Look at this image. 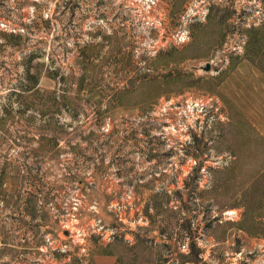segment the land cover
Returning <instances> with one entry per match:
<instances>
[{
  "label": "rangeland",
  "instance_id": "1",
  "mask_svg": "<svg viewBox=\"0 0 264 264\" xmlns=\"http://www.w3.org/2000/svg\"><path fill=\"white\" fill-rule=\"evenodd\" d=\"M261 36L264 0H0V264H264Z\"/></svg>",
  "mask_w": 264,
  "mask_h": 264
},
{
  "label": "trees",
  "instance_id": "2",
  "mask_svg": "<svg viewBox=\"0 0 264 264\" xmlns=\"http://www.w3.org/2000/svg\"><path fill=\"white\" fill-rule=\"evenodd\" d=\"M250 51L247 52V56L249 59H251L253 62H257V64L263 65L264 62V36H261V39L257 41L256 37H251L250 40ZM264 68V66H263ZM262 178H264V174L262 175ZM264 182V179H263ZM263 190H261L260 186L258 184L253 185V187H250L249 190L246 192V203L245 207L247 212L245 211L244 218L241 221L240 225L243 227L242 229L248 231V232H254V229L256 228V221L253 217V214H250L252 210V205L255 203L258 206L262 204V198L264 196V183ZM194 252L189 255L188 260L196 263H201V259L198 255V250H196L193 247Z\"/></svg>",
  "mask_w": 264,
  "mask_h": 264
},
{
  "label": "water",
  "instance_id": "3",
  "mask_svg": "<svg viewBox=\"0 0 264 264\" xmlns=\"http://www.w3.org/2000/svg\"><path fill=\"white\" fill-rule=\"evenodd\" d=\"M194 68L200 69V70H202L204 72H208L211 69V62L208 61V62L205 63V65L201 64L198 67H194Z\"/></svg>",
  "mask_w": 264,
  "mask_h": 264
},
{
  "label": "crops",
  "instance_id": "4",
  "mask_svg": "<svg viewBox=\"0 0 264 264\" xmlns=\"http://www.w3.org/2000/svg\"><path fill=\"white\" fill-rule=\"evenodd\" d=\"M99 262H103V264H104V262H105V264H110L108 258H104L102 256L100 257Z\"/></svg>",
  "mask_w": 264,
  "mask_h": 264
}]
</instances>
